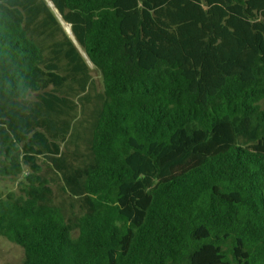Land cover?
<instances>
[{"label": "trees", "instance_id": "16d2710c", "mask_svg": "<svg viewBox=\"0 0 264 264\" xmlns=\"http://www.w3.org/2000/svg\"><path fill=\"white\" fill-rule=\"evenodd\" d=\"M49 1L84 54L47 0H0L21 264H264V0Z\"/></svg>", "mask_w": 264, "mask_h": 264}, {"label": "rangeland", "instance_id": "374dc122", "mask_svg": "<svg viewBox=\"0 0 264 264\" xmlns=\"http://www.w3.org/2000/svg\"><path fill=\"white\" fill-rule=\"evenodd\" d=\"M56 13V11H55ZM56 15H58L56 13ZM59 17V15H58ZM60 18V17H59ZM66 23V22H65ZM67 24V23H66ZM68 25V24H67ZM63 27V26H62ZM69 27V26H68ZM79 51L84 54L82 48L76 43ZM90 68V75L95 81V86L97 90L102 89V82L99 72L94 68V66L88 62ZM22 176V175H21ZM20 176V178H21ZM55 196L59 197L60 192L56 185H53ZM0 189L3 193H7L9 191L17 190V181H13L11 179H4L0 182ZM23 249L19 245L9 241L3 236H0V264H21L23 260Z\"/></svg>", "mask_w": 264, "mask_h": 264}, {"label": "water", "instance_id": "95a60500", "mask_svg": "<svg viewBox=\"0 0 264 264\" xmlns=\"http://www.w3.org/2000/svg\"><path fill=\"white\" fill-rule=\"evenodd\" d=\"M48 1V5L51 7V8H53V4H52V2H50L49 0H47ZM53 10H54V12L56 11V13L58 14V12H57V10L56 9H54L53 8ZM59 15V14H58ZM57 15V16H58ZM60 17V16H59ZM58 17V19H59V21H60V23H61V25H62V20H61V18H59ZM63 26V25H62ZM68 26H69V33L66 31V33L70 36V38L73 40V42L76 44V41H75V39H74V37H73V34H72V31H71V29H70V25L68 24ZM64 28V27H63Z\"/></svg>", "mask_w": 264, "mask_h": 264}, {"label": "bare ground", "instance_id": "6f19581e", "mask_svg": "<svg viewBox=\"0 0 264 264\" xmlns=\"http://www.w3.org/2000/svg\"><path fill=\"white\" fill-rule=\"evenodd\" d=\"M62 25H63L64 29L69 33L68 25L64 21H62Z\"/></svg>", "mask_w": 264, "mask_h": 264}]
</instances>
